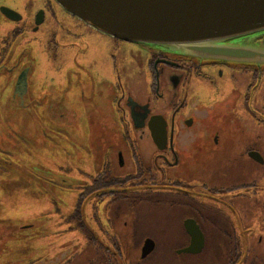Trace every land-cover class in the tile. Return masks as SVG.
Returning a JSON list of instances; mask_svg holds the SVG:
<instances>
[{"label": "flooded vegetation", "instance_id": "obj_1", "mask_svg": "<svg viewBox=\"0 0 264 264\" xmlns=\"http://www.w3.org/2000/svg\"><path fill=\"white\" fill-rule=\"evenodd\" d=\"M3 1L0 99L10 112L35 118L41 144L14 131L19 149L31 154L0 148V163L52 167L71 156L76 114L87 118L83 113H99L101 104L112 121L98 130L108 139L102 154L86 144L84 167L59 176L45 171L54 195L48 207L58 209L55 189L73 200L59 207L67 210L69 236L54 231L45 257L16 259L0 242V264H144L153 238L144 237L130 258L120 243L121 215L132 214L138 199L179 211L177 247L168 250L174 257L264 264L254 247L264 245V67L155 52L96 31L54 0L23 3L21 11ZM45 22L53 30L39 41ZM39 47L50 50L43 65L32 61ZM100 47L109 48L108 65L96 61ZM147 240L152 249L141 257ZM190 244L200 245L198 252H182Z\"/></svg>", "mask_w": 264, "mask_h": 264}, {"label": "rangeland", "instance_id": "obj_2", "mask_svg": "<svg viewBox=\"0 0 264 264\" xmlns=\"http://www.w3.org/2000/svg\"><path fill=\"white\" fill-rule=\"evenodd\" d=\"M7 1L10 7L21 11L23 3L33 4L40 0ZM2 2L4 1L2 0ZM52 30L51 24L45 22L35 36L39 41H42L41 38H45L46 34L52 32ZM261 34L262 36L256 40H263L264 33ZM257 35L249 36L248 40ZM29 47L31 48V46ZM98 50L103 53V56L96 61L101 63L100 65H108L110 61L109 48L100 47ZM45 52L49 53L50 50L47 48L42 53L39 47L36 59L32 56L34 64L38 62L39 65H43L48 61L44 54ZM262 83L264 85V80ZM134 87L137 88V83L134 84ZM1 99L0 134L2 136L0 137V148L10 146L15 148L16 152H21L28 156L31 154L30 150L27 147L19 149L18 144L21 142L17 137L13 136L14 134L16 135L14 131H17L19 136L23 137L25 141L38 147L41 144V137H38L37 122L35 118L27 115L10 112L11 109H7L6 103L2 102ZM99 107V113L96 114L88 112L87 109L83 113L84 115L87 114V118L82 115L79 116V114L75 115L73 119L75 121L71 125L72 129H70L73 144L71 143V146L70 144L68 145L71 152V156L67 157L68 161H65L66 159L59 161L52 167L43 163L20 162L16 165L0 163V242L7 246L9 254L14 255V258L17 259L20 255L26 258L27 256L24 257V255L29 253V255H33L36 252L45 257L49 254L50 247L47 242L51 236L54 238L53 233L55 234L59 230V233L69 236V232L65 231L69 226L64 219L67 210L63 209L64 207L59 209V207L61 208L62 204L69 206L73 200L68 198V193H65V191L55 189L54 193L57 195L58 209L48 207L50 206L49 199L53 197L52 199L54 200V195L49 188L46 172L52 169L59 176L62 172L70 173V167H84L86 157L81 154V148L85 150V147L87 148L86 144L89 147L88 149L96 150L100 147L101 154L104 152L101 148H103V143L106 146L108 139L106 137L103 138L102 135L101 140L99 135L103 132L98 133V130L103 124L107 125L112 121V118L104 115L106 111H103L101 104ZM16 127L20 128L19 131ZM118 136L117 134L115 137L117 141ZM10 138L13 139L14 143H12ZM4 143L7 145H4ZM111 143H113V140L110 141ZM60 144L65 147L64 142H60ZM114 144H117V142H114ZM57 148L60 147L57 146ZM141 201L143 199L137 200L138 206L132 214L121 215L120 243L122 252L127 257L129 256L130 258L137 254L142 239L147 236L154 239L156 248L144 264H220L215 260L212 261L209 256H203L196 260L181 256H177L178 258L174 257L168 250L169 248L172 250L177 247L175 244H177L176 234L179 231V211H169L164 207L159 206L157 208L156 206L145 205V202ZM262 228H264V224ZM79 236V234H73L71 237L77 238ZM254 247L259 249L257 251L258 255H264V245Z\"/></svg>", "mask_w": 264, "mask_h": 264}, {"label": "water", "instance_id": "obj_3", "mask_svg": "<svg viewBox=\"0 0 264 264\" xmlns=\"http://www.w3.org/2000/svg\"><path fill=\"white\" fill-rule=\"evenodd\" d=\"M54 1L96 31L155 52L202 63L264 67V41L256 40L264 33V0ZM152 246L145 241L141 257ZM199 248L190 244L182 252Z\"/></svg>", "mask_w": 264, "mask_h": 264}]
</instances>
